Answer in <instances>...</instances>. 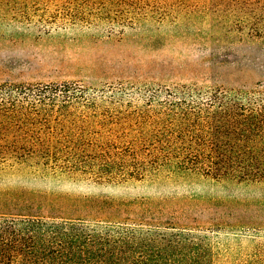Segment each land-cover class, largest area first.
<instances>
[{"label":"rangeland","instance_id":"obj_1","mask_svg":"<svg viewBox=\"0 0 264 264\" xmlns=\"http://www.w3.org/2000/svg\"><path fill=\"white\" fill-rule=\"evenodd\" d=\"M256 17L236 0H0V216L123 236L151 264H264L263 187L158 162L204 137L173 105L264 84V55L220 39Z\"/></svg>","mask_w":264,"mask_h":264},{"label":"trees","instance_id":"obj_2","mask_svg":"<svg viewBox=\"0 0 264 264\" xmlns=\"http://www.w3.org/2000/svg\"><path fill=\"white\" fill-rule=\"evenodd\" d=\"M258 8L264 0H236ZM236 32L221 34L225 43L257 49L264 55V17L238 20ZM251 27L246 31L244 27ZM183 126L194 122L201 139L175 144L161 153V167L223 186L264 188V84L246 86L214 80L205 107L173 105ZM186 136V134H185ZM185 136L182 138L184 140ZM179 145V146H178ZM81 223L58 224L39 216H0V264H151L136 254L126 237L95 241ZM68 226V227H67Z\"/></svg>","mask_w":264,"mask_h":264}]
</instances>
